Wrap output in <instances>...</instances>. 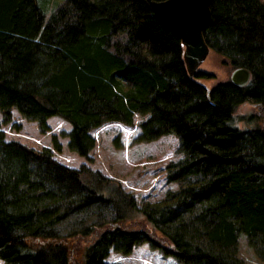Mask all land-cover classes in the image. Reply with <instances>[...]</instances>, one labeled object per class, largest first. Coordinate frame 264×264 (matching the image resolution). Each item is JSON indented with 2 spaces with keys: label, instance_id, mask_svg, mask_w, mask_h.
Segmentation results:
<instances>
[{
  "label": "trees",
  "instance_id": "trees-1",
  "mask_svg": "<svg viewBox=\"0 0 264 264\" xmlns=\"http://www.w3.org/2000/svg\"><path fill=\"white\" fill-rule=\"evenodd\" d=\"M159 1L0 0L2 124L16 110L46 133L60 117L72 126L69 150L88 158L93 130L132 126L138 114L147 118L137 142L174 134L182 156L166 168L178 188L139 206L116 180L0 130L4 264H70L73 241L91 237L82 264H122L106 261L111 250L129 255L144 243L180 264H248L242 235L264 261V127L234 123L242 104L264 110V0L211 1L208 46L251 72L244 87L213 88L196 79L206 73L189 77L181 40L154 14ZM136 214L151 228L131 229Z\"/></svg>",
  "mask_w": 264,
  "mask_h": 264
},
{
  "label": "rangeland",
  "instance_id": "rangeland-1",
  "mask_svg": "<svg viewBox=\"0 0 264 264\" xmlns=\"http://www.w3.org/2000/svg\"><path fill=\"white\" fill-rule=\"evenodd\" d=\"M65 0H61L63 3ZM49 14H47V20ZM200 72L206 73L205 78H196L198 82L208 88L230 79L235 70L221 55L210 49L205 61L199 67ZM253 117V119H251ZM147 116L136 115L132 126L123 123H107L93 130L96 145L89 153L88 158L71 152L68 148L67 133L71 130L70 123L60 117H51L48 120L50 130L41 133L35 122L24 119L16 110L12 111V121L2 124L0 112V130L6 134V140L18 141L36 151L51 148L54 158L71 168H80L82 165L99 171L105 177L119 182L123 190L132 194L138 205L144 202L161 200L169 190H176L178 185L167 180V166L178 161L182 156L178 152L179 138L166 135L153 142H137L140 133V124ZM234 123L241 129L264 127V110L254 104L240 105L234 114ZM61 144V151L54 148L53 138ZM131 229L151 228L142 215H134ZM155 232V231H154ZM155 234L159 237V233ZM93 240L88 238L73 241L70 264H82L84 248ZM161 245L168 247L169 243L158 238ZM239 254L248 264H264L255 251L250 247L244 235L239 239ZM107 262L122 264H180L174 257L166 256L160 249L152 248L144 243L134 249L129 255H123L111 250L106 258ZM0 264H4L0 259Z\"/></svg>",
  "mask_w": 264,
  "mask_h": 264
},
{
  "label": "water",
  "instance_id": "water-1",
  "mask_svg": "<svg viewBox=\"0 0 264 264\" xmlns=\"http://www.w3.org/2000/svg\"><path fill=\"white\" fill-rule=\"evenodd\" d=\"M211 1L164 0L152 3L159 22L181 40L186 69L192 79L200 73L199 67L210 52L204 38V30L212 21ZM230 80L235 85L244 87L251 80V72L243 67L236 68Z\"/></svg>",
  "mask_w": 264,
  "mask_h": 264
}]
</instances>
